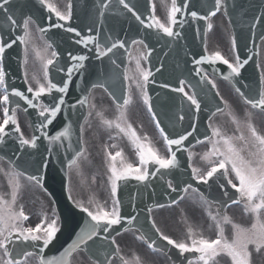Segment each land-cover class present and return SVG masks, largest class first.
Here are the masks:
<instances>
[{
    "label": "snow or ice",
    "instance_id": "obj_1",
    "mask_svg": "<svg viewBox=\"0 0 264 264\" xmlns=\"http://www.w3.org/2000/svg\"><path fill=\"white\" fill-rule=\"evenodd\" d=\"M39 2L47 9L48 13L54 14L57 21L70 22L72 20L71 0L67 6L66 12L61 11L51 0H39ZM116 2L122 5L127 12L131 13L146 29H155L170 38H179L181 32L177 31L176 28L178 25L183 27L186 22L184 20H178V14L189 15L193 20L209 21L206 24V29L211 31L213 28V24L210 22L211 18L215 17L222 8L225 11L227 10L225 0H214L213 10L208 11L204 15H200L198 11H187L190 0H188V2H182L181 4H178L177 0H171L166 22L161 21V19L155 15L154 3L152 4V14L148 17V21L150 22H146L128 0H116ZM12 3L13 0H0V11L4 13L9 32H15L17 28H21L23 34L17 35L15 38L8 41H5L4 36L0 35V88L4 90L2 101L5 105L2 109L3 119L0 120V145L6 143L5 137L10 135L6 129L11 125L14 132L19 134V146L21 149L25 146L36 149L38 147L37 141L40 140L41 136L32 135L31 138H25L18 122L15 109H13L10 114L9 107L7 106L10 100L4 68L5 53L19 42L24 46V63L27 65L28 46L32 42L31 25L36 23L30 15L23 17L18 22V20L14 18L15 13L11 10ZM112 5L113 0H101L99 4V17L103 18L105 13L111 10ZM47 19L50 28H64L65 31L69 33H75V35L79 37L75 43L83 45L84 48L87 49L90 44L94 45V54L98 60H103V58L108 57L111 63L115 65L116 61L112 59L110 54L114 55L115 49L125 48L124 41L118 39L114 40L111 35L106 36L105 42L102 43L99 31H96L94 35L84 36L76 28L70 26L66 27L64 23H51V15H49ZM258 25L264 30V10L261 11L259 16L254 17L253 23L250 25L253 36L256 35L255 29ZM40 31L43 33L48 31V29L40 28ZM88 31L91 33L94 29L89 28ZM197 31H199V29H197ZM259 39L261 42H264V31H262ZM132 43L133 45H143L145 49L148 48V45L145 44L143 40H133ZM231 43L233 49H235L236 38L234 36ZM51 47V44L47 45V48ZM205 51H207L206 44ZM37 54H39L38 51ZM151 54L152 50L149 49L146 53L138 55L135 58V77L128 75L126 78L136 80V87L140 90L142 99L147 105L148 111L152 114L156 127L163 137L169 154H161L148 136L145 135L141 137L133 125L128 122V107L133 103L131 87H129L127 97L123 99L122 103L117 104L119 115L115 120L105 119L102 112H97V116L101 118L102 123L107 128H115L118 130V135L123 134L130 140L136 149L139 159V164L133 165L126 161L122 150H118L114 154L106 150L108 169L110 172L108 179L110 181L112 194L111 206H106L105 204L92 200L89 201V204L92 206H85L83 201H74L76 207L79 208L82 213L86 214L87 219L85 220V226L80 229L76 239L73 240L59 256L46 258L43 255L44 249L53 243L57 238V234L61 231L60 217L56 215L51 220L45 217L35 227L25 226V222L28 221L30 217L23 210V206H20L19 209L16 208L17 194L21 187L19 181L16 180V182L12 184L11 200H5L3 196L0 195V253H2L0 254V264H24L28 257L33 255V253L29 251H22L14 255L13 249L10 248V245L14 244L13 237L20 240L22 243L31 242L33 246L38 242H42V246L38 253L39 264H72L71 257L73 254L79 250L89 248V242H95L96 238H100L102 234H108L103 235V241H109L110 245H116L114 251L119 254L120 247L116 244L115 236H111V233L115 230L114 226L121 225L125 220L131 225L137 219L135 215L125 217L121 214L122 202L118 195V190L120 188L119 182L128 181L130 178L138 182H147L150 177L159 173L161 169L172 170L177 168L179 166L177 152L184 147L185 142L196 132V127L192 124L190 125L191 130L178 134L176 138H170L165 128L161 127L159 119H156V113L153 111L151 102L152 98L148 92L149 84L156 83L155 79H150L154 77V73L150 68H145L141 65V60H147ZM58 56L59 53L52 51V58L41 57L43 60L44 82H41L38 77L33 75L37 87L33 89L29 84L27 88L28 93H34L36 100H39L45 94L51 95L53 91L60 94H67L69 92V86L72 83L73 74L85 69V62L90 59L86 54L74 55L69 52L68 57L72 63L66 69L62 67L57 68V71L66 74V80H64L61 85H58L49 77V66L56 63L54 58ZM250 59L251 57L241 59L240 55L237 53L234 57V61L230 62L220 51H215L211 54L203 55L200 58L193 57V64L197 66L194 71L196 76L200 77L201 82L208 83L213 89H216L217 85L215 81L209 79L208 72L204 68L199 67L200 65L208 64L212 66L217 62H221L223 65H226L228 69L227 74L224 75L223 78L225 80H233L241 76V70L249 63ZM161 67H163V65H161ZM156 71L159 72L160 68H157ZM213 71H215V69H213ZM25 78L27 79V71H25ZM186 83L185 80L181 79L178 87H172L167 83L161 84L160 87L181 93L183 97L190 102V108L194 106L193 119H195V113L200 111L201 103L197 98L196 92L189 94V92L185 90ZM97 87L108 91L104 82L98 81L92 85V88ZM245 87H247V85H245ZM236 92L244 98V102L250 105L252 109L258 108L264 110V72L260 75L257 97L250 98L246 96L239 87L236 88ZM109 94L114 95L112 93ZM11 95L20 98V100L26 102V104L32 108L39 107L41 109L38 112V116L42 117L43 120L36 126V129L41 135L48 139L50 145L56 142L62 143V138H67L69 142H71V122H69L67 126H64L62 130L57 131L55 135H49L45 131L49 125L53 124L58 114L61 113V106L66 103L64 95L54 99L51 106L43 103L38 105L33 99L29 98L25 92L18 89H12ZM216 95L219 96L218 89ZM220 99L223 100V97H220ZM77 103L81 106L87 104L90 108H95V105L91 102L90 94L85 95L82 99H78ZM224 105L225 108L229 109V114L232 115L231 106L227 101H224ZM16 107H20L19 103H17ZM70 107L74 109L76 108V104L70 105ZM219 110L220 109H218V111ZM89 115H91V112ZM251 116V113H247V118L244 121H240L235 115H232L233 122L236 123L238 130L246 128L249 133L248 136H245L242 130L238 136H229L222 132L219 127L212 128V137H216L217 139L213 140L212 137H207L212 144V148L202 156V159L208 161L210 165L209 170L203 172L197 167H192L191 169L194 180L203 184H208L209 181L213 180V177H216V174L219 173L217 179H224L226 184L230 185L231 188L238 193V198L232 199L231 204H242L245 212L253 215L254 222L251 226L245 228L239 224H235L226 213V207L230 205H225V212L223 215L219 214V210L215 216L209 213L218 229V235L215 239L205 237L202 232H198L189 226L187 229V239L176 240L165 235L164 232L155 225V221H152L153 228L155 229V233L158 234L159 239L178 250V254L181 256H184L186 253L193 254V258L187 259V264H215L216 258L221 254H226L230 257L232 264H251L250 246H255V251L257 252L264 248V134H261L257 127L251 122ZM184 120L185 115L183 114V109H181L178 115V122H183ZM237 141L241 142L239 146ZM173 146H175L176 150H173ZM111 147L115 148L116 145L113 144ZM245 151L247 152V157L243 155ZM193 155L194 153L189 152V159H191ZM81 156H83V152L78 153L77 158L69 163V168L73 166L78 167V161ZM214 157L215 159H213ZM149 164L157 166L152 173L148 171L147 166ZM229 172L234 173V178L238 183L233 182V178L229 176ZM6 175L19 176V173L13 170L6 173ZM28 179L40 183L42 178L33 175L29 176ZM213 182L215 183V181ZM167 187L173 192L177 191V188L173 186L171 180L167 181ZM219 187L224 188L225 184H219ZM191 188L192 184H188L183 191L188 192ZM195 191H199V189H195ZM223 195L228 196V192L225 191ZM201 196L203 197L202 193ZM69 198L71 199V190H69ZM205 202H207L206 199ZM158 206L164 207V205ZM148 211L151 212L152 209L149 208ZM224 224L232 225L234 229L232 239H228L225 236ZM128 230L129 229H125V231ZM116 234L119 235V231H116ZM139 239L150 240L148 247L154 251L157 250L156 241L151 237L140 236ZM120 259L122 264H140V258L138 256L133 260L125 259L123 256H121ZM94 264H112V261L108 255H105L103 260H96Z\"/></svg>",
    "mask_w": 264,
    "mask_h": 264
},
{
    "label": "water",
    "instance_id": "obj_2",
    "mask_svg": "<svg viewBox=\"0 0 264 264\" xmlns=\"http://www.w3.org/2000/svg\"><path fill=\"white\" fill-rule=\"evenodd\" d=\"M128 2L134 6L135 10L141 15L142 19H144L146 22L148 21V17L152 14L150 10V0H128ZM178 4H181L182 2H188V0H177ZM74 5H76L75 10L76 13H78V5L85 10L87 14V20L90 23H95L96 19L99 17V4L101 3V0H74ZM225 3L227 5L226 14L229 16L233 26L234 22L236 20L231 19V17H234V14L232 12H235L239 10L241 7H246L248 9V12L246 13L245 17L238 16L236 19L238 20V23L241 24V27L243 30H240L241 32L246 31L248 35L242 34L241 32H238V35L236 36V43L238 44V51L240 54L241 59H246L251 57L249 60L250 62H253L255 59V50L250 48H246L244 44H241V42L244 39L250 38V40L257 38L258 35L262 34V28L261 26H257L255 29L256 35H252V30L250 29V25L253 23L254 17H257L260 15L261 11L264 10V0H225ZM40 4L39 0H13V3L11 5V10L14 12L18 19H21L24 14H31L34 17H36L37 22L42 28L48 29V31L44 32L45 35L50 36L51 29L53 27H49V21L47 17L50 15L48 13L47 9L43 6L44 11L37 7L36 5ZM213 4L214 0H190L188 12L190 11H198L200 15L206 14L208 11L213 10ZM232 9V12L230 10ZM5 16L2 11H0V27L4 30H6V23L4 21ZM178 20H184L186 21L183 25V27L177 26L176 30L181 32V36L179 39V47L176 50V53L178 54V57L176 59L172 58L170 63L175 68H178V74L181 75L185 67L179 68L180 63L182 60H184L186 63L193 61V57L197 58V56L202 53V50H192L191 55L189 57H185L181 55L182 53V44L181 40L183 38L187 40H191L195 38L198 42L201 41L204 44L205 41V32H206V24L207 21L203 20H193L189 15H181L178 14ZM57 21L53 20L51 23H56ZM82 23L86 24L85 19H82ZM102 27L103 31L101 29H97L96 31H99L100 36L105 35H111L114 40H122L125 42V48L123 49H115L114 55L110 54L112 56V59L116 58L115 66L118 68H124L125 65V53L127 52L128 48L131 46L132 41L135 40V38L144 36L148 39L150 44L152 45V49L157 51L155 48V41L154 37L152 36L151 32H146V28L144 25H141L139 21L135 19L134 16H132L131 13L127 12L126 9L123 8L122 5H119L116 0H113V5L110 11L105 13V16L103 18H100V20L97 22V24ZM45 26H44V25ZM199 29V31H197ZM79 30V29H77ZM149 31H152V29H148ZM95 31V32H96ZM146 32V34H145ZM95 34V33H94ZM236 34V32H235ZM159 37L166 38L167 36L164 35L162 32L159 33ZM168 38V37H167ZM200 43V42H199ZM58 46L61 48L59 51V58H63V62L68 67L70 66V59L69 57L63 52V48L69 47L68 53H73L77 47V44L75 43V40L70 43L67 39L62 38L58 39L57 41ZM80 45V44H78ZM83 46V45H80ZM90 46H94L90 44ZM84 47V46H83ZM86 49V48H85ZM90 59L85 64V69L81 70L79 74L81 75L83 81L80 83H71L69 86V92L67 94H60L53 91L51 95L48 96L47 100L50 106L53 104L54 99L58 98L61 95H64V98L66 100L65 105L61 106V113L58 114V117L56 120H54L52 125L48 126V129H53L54 127H57V130L60 131L64 126H67L69 122H71L72 128H71V142L67 138H63V145L66 146V149L71 147L73 144L76 147L80 146V123L84 116L86 115V105H79L77 103L78 99H82L85 95H88L89 91V81L88 79H91L93 76L97 77L98 80L92 79V85L94 83H97L98 81L104 82L105 86L107 87L108 91L110 90V85L112 84L114 86L113 82H109L107 79H104L102 77L106 76L108 74V71H105V68L102 64L103 60L96 59V56L94 54V49L87 48L86 49ZM81 53V49L79 50ZM199 57V58H200ZM108 64H111V61L108 59V57H105ZM104 59V58H103ZM174 59V60H173ZM91 63L92 71H88V67ZM248 64L245 65L244 69L241 70V76L234 78V80H237L240 85L244 83L246 80V76L244 73L248 71ZM208 65V64H207ZM186 66V65H185ZM210 66V65H209ZM215 66H218V73L219 74H227L228 69L221 64L218 65V63L215 64ZM211 68L215 69L214 65L210 66ZM216 70V69H215ZM54 77L52 81L54 83H57L58 85H61L64 80H66V75L62 80H59V74H62L63 72L57 71V69H53ZM217 73V71H216ZM125 80L123 77V82L119 83L117 85L119 92H124V86ZM111 91V90H110ZM47 97V96H46ZM45 97V99H46ZM169 103V101H168ZM76 104V108H71L70 105ZM173 105V104H172ZM169 107H172L169 105ZM201 109L206 110L205 106H202ZM35 109L32 107L29 109V117L31 120L34 121L35 125H38L43 119L36 118ZM175 126H178L176 124ZM41 136L40 140H38L40 143L44 140L43 135ZM22 151H25V148L22 149ZM32 152H29L31 154ZM38 153L41 155L43 154L40 150H38ZM64 152L61 153L59 156V161L62 158ZM42 158V156L40 157ZM58 162L51 156L47 155L46 157H43V159H39V162L37 164H34L33 171L37 174V176L41 177L42 180L45 182L46 186L54 193V196L56 200L63 201L62 207L67 208L64 200L67 199L64 187L66 184V167L63 168V173L61 174L58 171L59 176L55 175L54 169H57L54 167V165ZM173 173H175V177L178 176L177 174V168L172 169ZM174 174L171 176L173 177ZM154 177V176H153ZM150 177V180L153 178ZM181 178H185L181 177ZM180 184L178 186H181L183 183L180 181ZM162 184V183H161ZM157 185V181H154V187L153 189L148 190V188H144L141 182L138 181H132L129 179L128 181H122L120 182V190H119V197L121 199V214L125 217H131L133 215H137L139 213H142L146 215L148 213V209L150 208L151 204L158 198L160 195L157 194V191H166L167 188H165L163 185ZM69 208L64 210V225L65 231L69 232V238H71L74 233L77 231L78 228H81L80 225H85V220L87 219L86 214L82 213L79 208L74 207L73 204L70 202ZM69 209V211H68ZM137 220V219H136ZM137 221H134L131 225H134ZM127 223L125 220L121 225L114 226V231L111 233V236L116 231H121L127 226H131ZM75 229V231H74ZM142 230L147 234L148 236V229L142 228ZM103 235L108 234H102L100 238H96L95 242L90 241L89 242V248L87 250L89 253L94 255L95 257H99L101 252L100 248H108L110 246L109 241H103ZM77 236V235H76ZM75 236V239H76ZM73 242V241H72ZM51 251L49 254L45 255L46 258H50L53 256V247L49 250ZM63 252V251H61ZM60 252V253H61ZM57 252H54V254H59Z\"/></svg>",
    "mask_w": 264,
    "mask_h": 264
},
{
    "label": "rangeland",
    "instance_id": "obj_3",
    "mask_svg": "<svg viewBox=\"0 0 264 264\" xmlns=\"http://www.w3.org/2000/svg\"><path fill=\"white\" fill-rule=\"evenodd\" d=\"M66 6H61V4H58L57 6L61 11L66 12L67 6H68V0H65ZM154 3L156 5V13L159 17H163V19L167 20L168 15V7L166 5V0H154ZM224 14L220 15L216 21L213 23V29L212 34L217 32V36L220 41V46L222 47L221 50L226 53L229 51L230 45H231V37L230 33L228 31L227 25L225 20ZM32 30V42L28 46L27 51V60L28 63L26 65L27 73L29 76V81L37 87V84L35 80L33 79V75L38 77L41 82H44L43 78V60L41 59L42 56L47 58L51 57V52L53 51L51 48H47V43L42 39L38 29H36L35 26H31ZM37 51L39 54H37ZM233 56L230 55V58ZM143 65V64H141ZM4 94V90L0 88V120H2L3 117V107L5 105L2 101V95ZM104 95V94H103ZM134 100L132 103V106L130 105L128 107L127 111V120L129 123L133 125L135 129L139 127V123L142 122L143 118L145 117V110L143 108L142 103L138 100L137 95L134 96ZM233 113L232 115H235L240 121H244L247 116L241 111V108H232ZM97 112H102L105 119L109 120H115V118L119 115L114 112H118L117 107L112 105L109 98L106 96H101V98L98 99L96 102L95 111L92 112L89 123L87 124V127L94 126L93 133H89V138L92 135V138L90 139V145H91V154L89 157L90 161H95L97 163V166L95 167V164H93L94 171L90 172L91 180H89L88 175V169H84L83 175L84 177H88L89 182L85 183L87 186V190L89 191L91 199L94 202H99L101 204H105L106 206H111L112 202V194H111V185L109 179H107L105 176L109 173L108 169V159L106 157V150L111 151L113 154L122 149L124 150L126 146V140L128 139L123 134H117L118 130L115 128L109 129L107 128L103 123L99 116H97ZM231 115V118H232ZM19 121L22 123V127L24 128L26 125V122H23L22 116L20 115L18 117ZM233 120V119H232ZM251 122L257 127L258 131L261 134H264V118L260 116H255L254 118L251 116ZM140 128V127H139ZM146 134L149 129V123L146 121L144 122L142 128H141ZM86 130V128H85ZM228 131L226 133H230L232 136H238L240 135V131L242 130L244 132L245 136H248L249 133L246 128H241L238 130L236 123L232 121L230 124H224L221 131ZM130 141V140H129ZM88 143V142H87ZM115 144L116 147L113 148L111 145ZM238 146L241 144V142L237 141ZM132 152L129 151V155H131ZM234 174V173H233ZM235 180V178L233 177ZM236 181V180H235ZM74 188L76 190V197L79 200H86L87 199V193L86 191L81 190L79 186V181L77 179H74ZM3 191H6L3 189ZM33 198H29L28 202H24L22 204L23 209L25 211L38 209L41 210L43 208L42 203L39 202L38 204H32L31 200ZM89 203V202H88ZM92 206V205H91ZM204 208V209H203ZM203 208H191L189 209V215H190V222L188 221V216H183L182 223H186L187 227L191 226L198 232H201L200 230L196 229V226L199 225L201 221L206 216L205 210L208 212L207 206H204ZM182 218V217H181ZM253 218L251 217L248 222H250ZM241 222L244 221V219L240 220ZM185 232V230H184ZM211 232V231H210ZM250 252L255 251V248L250 246L249 248ZM258 253V252H257ZM256 256L255 254H253ZM75 264H88L86 260L83 257H77Z\"/></svg>",
    "mask_w": 264,
    "mask_h": 264
},
{
    "label": "flooded vegetation",
    "instance_id": "obj_4",
    "mask_svg": "<svg viewBox=\"0 0 264 264\" xmlns=\"http://www.w3.org/2000/svg\"><path fill=\"white\" fill-rule=\"evenodd\" d=\"M205 152H208L206 149H205V147L203 146V147H200V148H198L195 152H194V156L196 157L195 159H196V167L197 168H200L203 172H206L207 170V168H208V166H205L204 164H203V162H202V156H203V154L205 153ZM213 159H215V157L213 158Z\"/></svg>",
    "mask_w": 264,
    "mask_h": 264
}]
</instances>
